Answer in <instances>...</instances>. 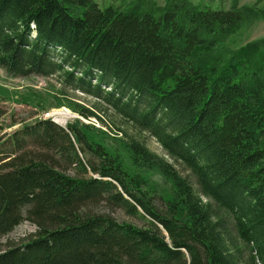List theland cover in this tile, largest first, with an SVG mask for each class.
<instances>
[{
	"label": "trees",
	"instance_id": "16d2710c",
	"mask_svg": "<svg viewBox=\"0 0 264 264\" xmlns=\"http://www.w3.org/2000/svg\"><path fill=\"white\" fill-rule=\"evenodd\" d=\"M259 4L167 0L122 10L96 0H0V70L56 78L99 101L154 137L199 191L131 139L134 166L172 184L160 210L141 187L147 181L89 139L90 125L24 122L0 140V264H264V37L224 45L264 20ZM74 110L110 126L91 109ZM25 221L37 232L3 249L1 238Z\"/></svg>",
	"mask_w": 264,
	"mask_h": 264
},
{
	"label": "rangeland",
	"instance_id": "374dc122",
	"mask_svg": "<svg viewBox=\"0 0 264 264\" xmlns=\"http://www.w3.org/2000/svg\"><path fill=\"white\" fill-rule=\"evenodd\" d=\"M102 7L114 6L122 10H127L133 6L140 8H152L154 6L163 8L167 4V0H96ZM194 4L204 6L208 5L213 9H229L232 0H191ZM260 3V7H264V0H239V6H253ZM264 37V20L259 19L252 24H247L232 34L224 43L227 51L236 50L245 46L247 43L258 40ZM82 105L87 109H91L104 119L110 122V126L105 122L102 123L99 119L92 117L86 119L74 110L75 105ZM66 110L72 113L73 116L67 119L66 125H75L80 122V125H90L96 131H91L95 134L91 141L103 145L106 151L112 157H118L120 163L123 164L124 170L131 178H139L147 181V184L141 185L145 193L154 198L160 210H163V201L172 198V184L164 179L156 172L143 174L138 170L132 162L131 155L128 153L127 144L131 143V139H138L145 143L147 148L172 164L182 176L193 185L198 191L196 178L181 164L170 159L158 141L147 132H141L134 129L129 124L109 110L107 107L94 100L91 97H86L80 92L65 91L62 85L56 78H13L8 76L3 70H0V140H6L7 135L12 134L17 130L22 123H32L36 119L43 118L44 115L52 114L56 111ZM58 115H51L52 121H56ZM47 118V119H49ZM82 123V124H81ZM94 126V127H93ZM92 130V129H91ZM95 140V141H94ZM145 175V177L140 176ZM152 193V194H151ZM213 204V201H210ZM104 206V205H103ZM103 211L110 214L119 222L131 223L138 227H144V222L139 218H134L126 215L121 209L111 211L108 207H102ZM222 216L227 220V225L233 231L232 221L229 215L222 213ZM37 232V227L31 221H25L18 226L11 234L1 238V243L6 249L13 245H19L31 238ZM248 261V255H246Z\"/></svg>",
	"mask_w": 264,
	"mask_h": 264
},
{
	"label": "bare ground",
	"instance_id": "6f19581e",
	"mask_svg": "<svg viewBox=\"0 0 264 264\" xmlns=\"http://www.w3.org/2000/svg\"><path fill=\"white\" fill-rule=\"evenodd\" d=\"M53 115H58L57 118L55 119L57 123H59L62 126L66 125L67 119L72 115V113L66 111V110H61V111H56L53 113Z\"/></svg>",
	"mask_w": 264,
	"mask_h": 264
},
{
	"label": "built area",
	"instance_id": "2783aa9c",
	"mask_svg": "<svg viewBox=\"0 0 264 264\" xmlns=\"http://www.w3.org/2000/svg\"><path fill=\"white\" fill-rule=\"evenodd\" d=\"M51 115H53V113L52 114H48V115L46 114V115H44V118L47 119V118L51 117Z\"/></svg>",
	"mask_w": 264,
	"mask_h": 264
},
{
	"label": "water",
	"instance_id": "95a60500",
	"mask_svg": "<svg viewBox=\"0 0 264 264\" xmlns=\"http://www.w3.org/2000/svg\"><path fill=\"white\" fill-rule=\"evenodd\" d=\"M58 125H60L59 123H57ZM62 127V126H61Z\"/></svg>",
	"mask_w": 264,
	"mask_h": 264
}]
</instances>
